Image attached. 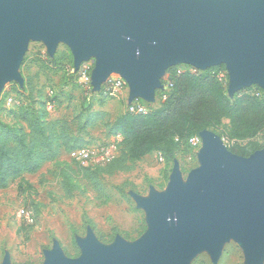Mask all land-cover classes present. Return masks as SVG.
Listing matches in <instances>:
<instances>
[{"label":"water","instance_id":"obj_1","mask_svg":"<svg viewBox=\"0 0 264 264\" xmlns=\"http://www.w3.org/2000/svg\"><path fill=\"white\" fill-rule=\"evenodd\" d=\"M30 41L49 57L66 45L75 71L92 60L94 93L120 76L128 105L154 102L177 65L223 66L230 97L252 85L264 92V0H0V94L5 84L22 83ZM198 137V167L185 180L175 161L164 191L128 192L144 213L139 239L116 236L104 245L88 226L75 237L78 257H66L53 240L41 264H190L201 252L217 264L231 241L244 264H264V148L241 157L213 132ZM0 264H11L9 252Z\"/></svg>","mask_w":264,"mask_h":264},{"label":"rangeland","instance_id":"obj_2","mask_svg":"<svg viewBox=\"0 0 264 264\" xmlns=\"http://www.w3.org/2000/svg\"><path fill=\"white\" fill-rule=\"evenodd\" d=\"M45 50L42 43L30 41L19 68L22 83H7L0 94V139L12 137L2 126L14 127L16 136L28 133L25 123L17 120L20 111H33L47 123L59 122L57 158L0 190V262L7 251L12 264H41L42 251L50 249L53 240L60 243L66 257L74 259L79 256L75 237H84L88 226L101 244L112 243L116 236L133 242L147 226L144 213L135 207L128 192L147 196L149 186L164 191L175 161L184 180L198 167L197 150L185 143L176 150L170 147L176 138L184 142L186 132L181 131L189 127L188 123L180 128L175 119L162 126L150 118H134L127 111L125 98L107 97L105 109H100L98 93L90 97L74 74L67 46L58 45L50 57L57 59V66L42 56ZM171 68L162 77L163 89L155 92L154 102L137 100L148 111L158 112L167 103L172 91L166 90L164 81ZM217 70L214 72L221 71ZM179 91L186 100L198 97L197 103L190 104L195 129L213 132L228 151L241 157L264 148V92L258 86L230 97L228 81L186 78L173 90ZM185 116L183 113L182 119ZM127 132L134 135L128 146L123 143ZM101 146L108 150L109 161L115 159L117 163L108 165V161L98 169L88 166L92 169L82 170L70 157L74 148ZM164 172L167 179L162 177ZM21 210L31 213L30 223L18 216ZM190 264L213 263L206 252H201ZM217 264H244L241 250L232 241L225 244Z\"/></svg>","mask_w":264,"mask_h":264},{"label":"trees","instance_id":"obj_3","mask_svg":"<svg viewBox=\"0 0 264 264\" xmlns=\"http://www.w3.org/2000/svg\"><path fill=\"white\" fill-rule=\"evenodd\" d=\"M42 56L49 61V64L52 66H57V59L54 60L50 58L46 52L42 54ZM62 62V61H61ZM176 68H171L167 71V78L164 81V85L166 90L172 91V93L168 96L167 103L161 108L158 112H151L147 110L145 115H133L134 118L139 117L141 119H148L150 118L151 121L156 122V124L164 125V122L171 121L172 119L176 120V123L179 125L180 128L183 123H188L189 127L187 129H183L181 132H186L184 137V142H181L178 138L175 139V142H171L170 147L173 150L178 149L183 143L187 146V141L191 137L189 136L190 133L195 132L199 134V130L195 129L193 124H195L196 118L191 116V106L192 102H198V97L191 98L186 100L185 96H183L182 92H173L174 88L180 85L184 79L191 78L197 81L207 82L208 80H214L215 82L219 83L216 78V73L214 70L218 71L217 69L220 68L224 70V67H214L210 68L206 71H194L189 72L185 71L179 75L176 74ZM77 77V72L74 73ZM73 74V75H74ZM227 78L225 82L227 83ZM170 83V85H168ZM104 85L101 88L100 92L97 94L96 103L98 105H103L104 101L106 100V96L104 95ZM90 97L94 96V92L92 91H85ZM21 93V92H20ZM235 95V94H234ZM264 106V102L262 104ZM19 106V105H18ZM183 113L186 114L185 118L182 119ZM17 120L20 122L25 123V127L28 133H21L20 136H16V129L14 127L8 128L6 126H2L5 129L6 133H10L12 135L11 138L9 136L5 139H0V190H4L7 188L8 184L12 181H15L23 176L25 173H35L40 168L41 164L46 161H51L57 158L58 156V138L59 136L56 135V128L59 126L58 121L54 122H45L41 119L36 113L30 110H24L17 113ZM14 117V116H13ZM182 119V120H179ZM194 136H198V135ZM60 135V134H59ZM133 134L127 132L123 134V143L124 145H130L134 139ZM193 137V136H192ZM78 144V142H77ZM261 148H256L253 150H259ZM73 150H76L74 148ZM72 150V151H73ZM71 151V152H72ZM164 153L166 150L163 149ZM173 156V155H172ZM246 157L249 156L245 155ZM170 157V155H169ZM169 160V159H168ZM171 161V160H170ZM76 163V162H75ZM117 163V160L113 159L108 162V165ZM107 164V163H106ZM82 170H90L92 168L89 167H81L79 164L76 163ZM104 166V165H103ZM102 165H96L94 169H98L103 167ZM168 173L164 172L162 177L167 179ZM132 188V187H131ZM28 209V208H27Z\"/></svg>","mask_w":264,"mask_h":264},{"label":"built area","instance_id":"obj_4","mask_svg":"<svg viewBox=\"0 0 264 264\" xmlns=\"http://www.w3.org/2000/svg\"><path fill=\"white\" fill-rule=\"evenodd\" d=\"M93 61L89 60L83 62L79 69L76 71L78 73L79 80L81 82L82 87L85 91H92V87L90 85V75L93 69ZM176 74L179 75L185 71L194 72L198 71L190 66H186V70L178 68L176 66ZM216 78L219 81H223L227 78V72L221 70L220 72L216 73ZM170 85V83L168 84ZM104 95H118L123 96L128 91V87L126 82L118 75L110 76L104 84ZM93 92V91H92ZM10 101V100H9ZM127 111L129 114L133 115H145L147 113V109L144 105L140 104L135 100L130 105H127ZM188 146H190L193 150H199L201 146V140L198 136H193L188 139L187 141ZM70 157L80 166L88 167V166H96V165H104L109 161V152L105 147H98L95 149L89 148H81L78 150H73L70 152ZM22 217L26 222L30 223L32 221L31 213L26 210H21L20 214L18 215Z\"/></svg>","mask_w":264,"mask_h":264},{"label":"crops","instance_id":"obj_5","mask_svg":"<svg viewBox=\"0 0 264 264\" xmlns=\"http://www.w3.org/2000/svg\"><path fill=\"white\" fill-rule=\"evenodd\" d=\"M102 87H103V85H102ZM101 87V88H102ZM101 90V89H100ZM100 92V91H99ZM98 92V93H99ZM106 96V99H107V97L110 99V98H113V97H115V99L116 100H119L120 101V99H123V98H125L126 99V101H127V104H128V91H127V93H125V95H123V96H118V95H105ZM107 102H108V100H105L104 101V104L103 105H101V107H100V109H105V106L107 105ZM113 102V101H112ZM97 104V103H96ZM100 106V105H99ZM10 254V253H9ZM10 260H11V256H10ZM2 261V260H1ZM1 263V262H0ZM11 264H12V262H11Z\"/></svg>","mask_w":264,"mask_h":264}]
</instances>
